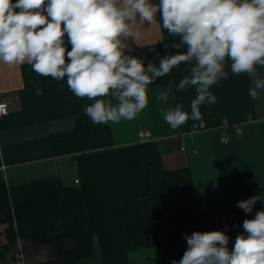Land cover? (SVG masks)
Here are the masks:
<instances>
[{
  "label": "crops",
  "instance_id": "crops-1",
  "mask_svg": "<svg viewBox=\"0 0 264 264\" xmlns=\"http://www.w3.org/2000/svg\"><path fill=\"white\" fill-rule=\"evenodd\" d=\"M144 27L141 40L130 42L131 50L179 39L155 25L146 23ZM66 46L71 50L67 41ZM229 64L225 66L228 78L210 88L217 98L215 103L201 105L203 128L194 129L189 119L172 129L163 118L176 104L190 113L195 88H176L190 69L182 64L172 70V85L150 88L148 106L135 120L110 123L111 148L56 156L52 135L71 129L90 100L77 98L66 78L57 82L39 76V83L33 84L36 73L30 65L0 63V100L8 104V114L0 116V172L9 186L59 178L64 185L82 190L94 254L80 264H172L188 247L184 234L197 231H223L231 249L238 234L246 235L243 221L255 217L237 207V202L248 199L249 190L264 188V91L251 98L252 81L247 74H233ZM257 75L264 78V67L257 66ZM36 87L43 95L35 94ZM166 91L168 100H158ZM141 132L149 135L142 137ZM157 157L164 177L152 180L148 168ZM160 187L192 188L199 196L221 194L225 212L187 214L123 229L120 204L132 196L145 198L152 188ZM18 249L25 264H46L56 258L51 245H34L26 238L18 240ZM6 260L0 258V264H14Z\"/></svg>",
  "mask_w": 264,
  "mask_h": 264
},
{
  "label": "clouds",
  "instance_id": "clouds-1",
  "mask_svg": "<svg viewBox=\"0 0 264 264\" xmlns=\"http://www.w3.org/2000/svg\"><path fill=\"white\" fill-rule=\"evenodd\" d=\"M146 23L178 37L173 47L183 51L161 57L158 66L128 54ZM226 62L233 74L248 75L251 98L264 91L257 75V66L264 67V0H0V63L28 64L57 82L66 78L77 98L92 101L84 111L95 124L135 120L148 106L149 85L187 64L176 88H195L190 113L176 104L163 118L172 129L189 119L203 128L201 105L215 103L210 88L228 78ZM257 200L237 207L251 213ZM243 229L231 249L223 231L184 234L188 247L172 264H264V210L245 219Z\"/></svg>",
  "mask_w": 264,
  "mask_h": 264
},
{
  "label": "trees",
  "instance_id": "trees-1",
  "mask_svg": "<svg viewBox=\"0 0 264 264\" xmlns=\"http://www.w3.org/2000/svg\"><path fill=\"white\" fill-rule=\"evenodd\" d=\"M179 39L134 47L130 53L158 66L165 55L182 52L173 47ZM190 68V65L183 64ZM24 74L26 72L25 67ZM39 76L36 74L33 84ZM170 74L158 78L148 87L170 86ZM92 101H89L88 105ZM87 105V106H88ZM56 156L74 155L108 149L114 145L111 124H95L85 111L75 119L74 126L52 135ZM152 180L164 177L159 157L149 166ZM258 196L252 213L264 210V188L248 191V198ZM123 229L178 219L187 214L201 216L225 212L221 194L199 196L192 188H152L145 198L129 197L118 208ZM0 258L10 257L16 264L18 240L26 238L34 245L49 244L56 258L46 264H80L94 254L93 231L82 190L66 186L59 178L37 180L28 184L9 186L0 172ZM3 235V238L1 236Z\"/></svg>",
  "mask_w": 264,
  "mask_h": 264
},
{
  "label": "built area",
  "instance_id": "built-area-1",
  "mask_svg": "<svg viewBox=\"0 0 264 264\" xmlns=\"http://www.w3.org/2000/svg\"><path fill=\"white\" fill-rule=\"evenodd\" d=\"M8 114V104L0 100V116H5ZM149 134L147 132H141L142 137H147ZM78 183V181H76ZM16 264H25L24 255L19 252L16 254Z\"/></svg>",
  "mask_w": 264,
  "mask_h": 264
},
{
  "label": "rangeland",
  "instance_id": "rangeland-1",
  "mask_svg": "<svg viewBox=\"0 0 264 264\" xmlns=\"http://www.w3.org/2000/svg\"><path fill=\"white\" fill-rule=\"evenodd\" d=\"M7 263H12L11 261H10V257H7Z\"/></svg>",
  "mask_w": 264,
  "mask_h": 264
}]
</instances>
